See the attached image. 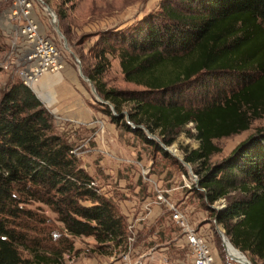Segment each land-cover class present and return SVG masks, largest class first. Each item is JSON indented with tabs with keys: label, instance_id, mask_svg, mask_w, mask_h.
<instances>
[{
	"label": "trees",
	"instance_id": "trees-1",
	"mask_svg": "<svg viewBox=\"0 0 264 264\" xmlns=\"http://www.w3.org/2000/svg\"><path fill=\"white\" fill-rule=\"evenodd\" d=\"M176 2L163 3L160 15L142 20L113 43L104 37L87 77L114 105L117 115L105 109L110 120L164 156L169 153L161 143L139 126L150 132L159 128L162 143L169 145L178 128L194 123L199 145L185 152L184 161L197 164L198 187L208 203L233 190L243 194L216 210L215 218L233 245L264 259V129L223 160L209 162L219 151L214 139L247 130L264 116V0ZM113 51L125 80L144 89H105L101 76L109 64L106 54ZM190 84L216 92L204 104L186 106L183 89ZM123 102L133 103L129 121L134 126L118 116ZM72 150L54 131L52 116L36 93L23 81L9 84L0 96V264L60 261L57 252L33 250L27 243L22 218L31 212L23 204L31 201L56 214L65 234L62 242L67 235L91 236L99 248H124L125 216L91 185L93 177ZM20 248L30 257L22 256Z\"/></svg>",
	"mask_w": 264,
	"mask_h": 264
},
{
	"label": "rangeland",
	"instance_id": "rangeland-1",
	"mask_svg": "<svg viewBox=\"0 0 264 264\" xmlns=\"http://www.w3.org/2000/svg\"><path fill=\"white\" fill-rule=\"evenodd\" d=\"M42 1L44 3L33 0V10L45 34L57 46L64 69L58 71L56 79L44 85L48 89L40 84L41 78L31 89L51 114L54 131L73 146L78 163L93 177L99 192L111 199L118 211L122 205L128 209L129 214L125 217L127 233L128 223H134L136 217L143 215L135 225V255L143 253L142 264H192L182 229L173 221L166 207L158 204L159 214L154 218V214H146L142 208L147 200L154 199L155 188H158L186 214L189 225L206 237L217 264H236L224 250L218 228L225 235L226 230L216 221L217 209L211 205L224 208L229 201L243 194L233 190L225 198L212 204L207 202L203 188L198 187L194 178V175L197 177V164L189 163V168L177 158L184 159L186 151L199 145L194 123L188 122L178 128L173 142L167 145L179 156L169 152V156H164L113 123L105 112L108 105L97 101L91 83L85 79L96 62L94 53L102 46L104 37L113 43L142 20L160 15L163 3L171 1L174 4L176 0H74L67 4L62 0ZM11 4V0H0V96L9 84L22 81L20 61L16 55L20 37L12 27L22 21L8 17ZM44 4L54 13V23L44 10ZM106 56L109 64L101 76L105 89H144L125 80L117 51ZM215 92V88L204 92L203 88L190 84L183 89V101L186 106L201 105ZM132 106V102H123L122 112L129 115ZM108 108L111 110L110 106ZM143 127L144 131L148 130ZM263 129L264 116H261L252 120L247 130L214 139L219 151L210 156L209 162L214 164L223 160L235 146ZM151 133L158 138L157 142L162 143L159 128ZM23 206L31 212L22 218L28 245L33 250L57 252L60 256L58 264H109L122 251L113 246L99 248L91 236L67 235V242L73 247L68 250V243L61 241L65 234L54 212L40 202L31 201ZM153 206L156 204H151L150 211ZM226 236L230 239L229 235ZM36 242L40 244L38 248L35 247ZM236 249L241 251L238 247ZM20 252L22 256L30 257L26 249L20 248ZM241 252L252 264H264V259L257 255Z\"/></svg>",
	"mask_w": 264,
	"mask_h": 264
},
{
	"label": "built area",
	"instance_id": "built-area-1",
	"mask_svg": "<svg viewBox=\"0 0 264 264\" xmlns=\"http://www.w3.org/2000/svg\"><path fill=\"white\" fill-rule=\"evenodd\" d=\"M11 1L8 17L22 21L12 25L20 37V42L16 45V55L21 67L20 75L23 83L31 88L45 73L61 70L64 61L57 46L45 34L40 20L37 19L33 10V0ZM91 185L97 187L95 181H92ZM155 192L154 199L147 200L142 205L144 212L146 214L150 212V206L153 203L163 204L171 213L173 221L182 229L192 264H217L206 237L189 225L186 214L169 197H166L161 189L155 188ZM140 219H143V215L136 217L134 223H128L124 248L109 264H142L143 253L136 256L134 246L135 225Z\"/></svg>",
	"mask_w": 264,
	"mask_h": 264
},
{
	"label": "water",
	"instance_id": "water-1",
	"mask_svg": "<svg viewBox=\"0 0 264 264\" xmlns=\"http://www.w3.org/2000/svg\"><path fill=\"white\" fill-rule=\"evenodd\" d=\"M39 1H42V0H39ZM42 2H43V1H42ZM43 3H44V2H43ZM45 5H46V9H50V10H51V8H50L47 4H45ZM50 16L53 18V23H54V22H55V15H54V13L52 12V10H51V12H50ZM57 32H58L59 35L62 36V33L59 31L58 28H57ZM62 37H63V36H62ZM65 42H66V41H65ZM81 75H82V74H81ZM85 79H86L88 82L91 83V88H92L93 93L95 94V97H96L97 101H98L99 103H101V104H106V105L110 106V108H111V110H112V113H113L114 115H117L114 105H112L108 100H104L102 97H100V95L98 94V92H97L95 86L92 84V81H91L89 78L86 77ZM122 114L125 115L127 122H128L129 124L133 125L130 121H128V119H129V115H128L127 113H125V112H121L120 114H118V116H120V115H122ZM133 126H134V125H133ZM139 127L144 128L143 126H139ZM145 131H146V133H147V135H148L149 137H151L152 139L158 141V138H157L154 134H152L149 130H145ZM161 146H162L167 152H169V153H171L173 156L177 157L176 155L173 154V152L171 151V148H170V147H168L167 145H165V144H163V143H161ZM177 158H178L182 163L186 164L189 168H191L190 164L187 163V162H185L184 159H183V157H181V158L177 157ZM194 178H195V181L197 182L198 179H197V177H196L195 175H194ZM211 207L216 208L217 210H220V209L223 208V207L217 208V207L212 206V205H211ZM218 233H219V235H220V238H221V241H222V245H223V247H224V250H226V246H225V244H224V237H225L226 235H225V233H224L223 231H221L219 228H218ZM245 262H246L247 264H252V263H251L250 261H248V260H245Z\"/></svg>",
	"mask_w": 264,
	"mask_h": 264
},
{
	"label": "bare ground",
	"instance_id": "bare-ground-1",
	"mask_svg": "<svg viewBox=\"0 0 264 264\" xmlns=\"http://www.w3.org/2000/svg\"><path fill=\"white\" fill-rule=\"evenodd\" d=\"M42 2V1H41ZM44 10L50 15L51 10L50 9H46V5L44 4ZM52 18V17H51ZM53 20V18H52ZM56 20V19H55ZM171 151L173 152L174 155L179 156L176 152V150H174L172 147ZM180 157V156H179ZM222 231V230H221ZM224 244L226 246V253H228V255L230 256V258L236 263V264H247L245 262V260H248L247 257L243 254V252L237 250L234 245L232 244V242L230 241V239L225 236L224 237ZM249 261V260H248Z\"/></svg>",
	"mask_w": 264,
	"mask_h": 264
},
{
	"label": "crops",
	"instance_id": "crops-1",
	"mask_svg": "<svg viewBox=\"0 0 264 264\" xmlns=\"http://www.w3.org/2000/svg\"><path fill=\"white\" fill-rule=\"evenodd\" d=\"M62 69H64V67L62 68ZM59 74H58V71L57 72H47V73H45L42 77H41V79L39 80V82H40V84L42 85V86H44L45 84H47V82L50 80L51 81V79H56L57 78V76H58ZM45 87V86H44ZM36 89V88H35ZM45 89H48V87L46 86L45 87ZM46 91V90H45ZM49 91V90H48ZM50 92V91H49ZM154 208V209H153ZM158 208H159V206H158V204H156V206L154 207H152V209H151V211H150V213L151 214H154V215H152L153 217L152 218H154V217H157L158 216V214H159V210H158ZM133 209H134V207H133ZM120 212L125 216V217H127V215L129 214V212H128V209L127 208H124V205H122V208H121V210H120ZM133 213H131L130 212V215H132Z\"/></svg>",
	"mask_w": 264,
	"mask_h": 264
}]
</instances>
